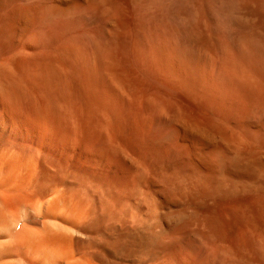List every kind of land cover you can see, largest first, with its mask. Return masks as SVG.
Segmentation results:
<instances>
[{
    "label": "bare ground",
    "instance_id": "6f19581e",
    "mask_svg": "<svg viewBox=\"0 0 264 264\" xmlns=\"http://www.w3.org/2000/svg\"><path fill=\"white\" fill-rule=\"evenodd\" d=\"M257 157L264 0H0V264H264Z\"/></svg>",
    "mask_w": 264,
    "mask_h": 264
},
{
    "label": "rangeland",
    "instance_id": "374dc122",
    "mask_svg": "<svg viewBox=\"0 0 264 264\" xmlns=\"http://www.w3.org/2000/svg\"><path fill=\"white\" fill-rule=\"evenodd\" d=\"M258 158H260V157H257V159H258ZM261 158H263V159H261ZM261 158L258 159V160L255 158V159H256V161H255L256 163H255V162H253V163L251 162V163L254 164V165L257 166V167H255V166L253 167V165H251V168L253 167V168L255 169V168L260 167V166H258V165H259V164L262 165V164L264 163V157H261ZM255 159H254V160H255ZM261 160H263V162H262ZM252 161H253V160H252ZM257 162H258L259 164H257ZM261 162H262V163H261ZM262 166H263V165H262ZM254 169H253V170H254ZM261 209H262V212H261V213L259 212L260 214H259V213L256 214V216L258 215L257 218H253V217H252L253 214H252V215H249L250 213H249L248 215H246V213H245L246 210H244L245 212H243V213H244L246 216L243 215V219H244L243 221H245V223H247V224H250V223L252 224V223H256V222H257V224H262V225H264V210H263V209H264V206H262ZM261 209H260L259 211H261ZM247 212H248V211H247ZM253 216L256 217L255 215H253ZM254 219L256 220V222H255V221L253 222ZM257 237H259V238H257ZM256 238L258 239V240L256 241V242H257L256 244H258V245H255L254 247H255V248H259V249L262 247V249H264V234H263V233L260 234V231H257V232H256ZM259 245H260V246H259ZM254 247H251V248L248 249L250 254H253V253H252V249H254Z\"/></svg>",
    "mask_w": 264,
    "mask_h": 264
}]
</instances>
